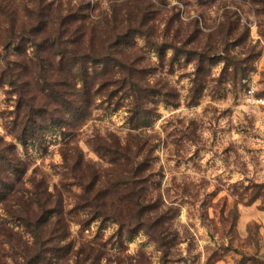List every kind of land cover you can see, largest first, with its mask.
I'll return each instance as SVG.
<instances>
[{
    "label": "rangeland",
    "instance_id": "obj_1",
    "mask_svg": "<svg viewBox=\"0 0 264 264\" xmlns=\"http://www.w3.org/2000/svg\"><path fill=\"white\" fill-rule=\"evenodd\" d=\"M12 1L20 5L16 25H23L25 13L21 11L30 3ZM126 1L61 0L64 9L91 2L97 7L95 18L102 11H112V2ZM207 1L157 2L160 11L150 39L156 46L180 44L200 27L196 45L209 52L220 41L213 34L223 22L224 12H236L238 16L231 20L235 35L221 46L228 50L229 58L241 61L235 67L219 61L200 71L183 56L171 64L172 50L161 60L154 46L139 42L142 66L161 93L150 104L153 121L142 132L155 147L148 157L152 183L146 197L159 207L154 215L161 214L167 221L165 246H158L144 232L126 233L121 242L117 224L91 223L82 210H75L67 240L72 252L49 264H90L78 255L89 243L101 245L105 259L100 264H264V199L250 202L253 195L264 196V15L254 13L250 0ZM178 29L182 30L179 35ZM3 53L0 47L2 57ZM7 55L14 60L12 51ZM6 68V61L0 60V75ZM17 102L7 79L0 81V144H12L14 153L26 162L29 175L45 177L51 193L55 187L61 188L65 208L74 209L80 204L81 190L72 186L73 180L67 181V188L60 185L66 173L62 138L45 137L37 148L20 144L13 124ZM110 103H96L77 141L85 163L112 171L88 145L96 135L126 137L129 102L120 101L117 111ZM0 219H10L2 204ZM14 232L24 231L14 227ZM128 237L132 238L126 241ZM30 240L24 235V241ZM13 263L11 257H4L0 264Z\"/></svg>",
    "mask_w": 264,
    "mask_h": 264
},
{
    "label": "trees",
    "instance_id": "obj_2",
    "mask_svg": "<svg viewBox=\"0 0 264 264\" xmlns=\"http://www.w3.org/2000/svg\"><path fill=\"white\" fill-rule=\"evenodd\" d=\"M154 1L112 2V11H102L95 18L97 7L91 2L64 9L61 0H28L30 6L21 11L25 22L18 26L20 5L0 0V47L5 54H0V60L6 61L7 67L0 81L7 79L18 97L13 121L16 139L26 148H37L45 137H61L66 173L60 185L67 188V181L73 180L72 186L81 190L80 204L66 209L63 190L55 187L54 193L49 192L47 179L30 176L14 146L1 143L0 204L10 219H0V252L5 253H0V263L11 257L13 264H49L69 255L72 244L67 240L75 210H82L91 223L117 224L121 242L126 233L144 232L155 244L165 246L167 221L161 214L154 215L159 207L146 197L152 183L148 157L155 147L142 132L153 121L150 104L156 103L161 93L150 80L147 67L142 66L139 42L154 46L161 60L172 50L171 64L183 56L200 71L219 61L231 67L241 61L229 58L227 49L221 50L235 35L231 20L238 16L236 12H224L223 22L213 34L220 41L209 52L196 45L200 27L180 44L156 46L150 36L160 11L157 2L163 0ZM250 1L254 13L263 16L264 0ZM8 51H12L13 61ZM122 100L129 102L126 137L109 133L88 141L100 162L112 171L85 163L78 132L90 120L97 102H111L117 111ZM260 198L264 196L253 195L250 202ZM11 224L24 232H14ZM24 235L31 240L24 241ZM100 247L89 243L78 255L85 257V262L100 264L105 259Z\"/></svg>",
    "mask_w": 264,
    "mask_h": 264
}]
</instances>
